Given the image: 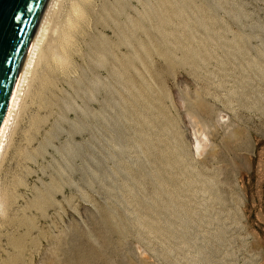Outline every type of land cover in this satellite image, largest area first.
<instances>
[{
	"label": "rangeland",
	"instance_id": "obj_1",
	"mask_svg": "<svg viewBox=\"0 0 264 264\" xmlns=\"http://www.w3.org/2000/svg\"><path fill=\"white\" fill-rule=\"evenodd\" d=\"M45 26L0 264H264V0H53Z\"/></svg>",
	"mask_w": 264,
	"mask_h": 264
},
{
	"label": "water",
	"instance_id": "obj_2",
	"mask_svg": "<svg viewBox=\"0 0 264 264\" xmlns=\"http://www.w3.org/2000/svg\"><path fill=\"white\" fill-rule=\"evenodd\" d=\"M48 0H0V126Z\"/></svg>",
	"mask_w": 264,
	"mask_h": 264
},
{
	"label": "bare ground",
	"instance_id": "obj_3",
	"mask_svg": "<svg viewBox=\"0 0 264 264\" xmlns=\"http://www.w3.org/2000/svg\"><path fill=\"white\" fill-rule=\"evenodd\" d=\"M52 1L53 0H48L46 3L45 9L36 26V29L34 31L33 37L29 44L28 50L22 62L21 69L19 71L17 80L15 82L14 89H13L7 110L5 112L2 124L0 126V150L2 148V144L4 142L8 127L12 121L14 113L19 105V101L22 98L23 92L26 88L27 82L29 80V74L31 73L34 65L37 64V62H39L43 58H46L45 51L43 52V50H41V45H42L41 43H42L45 30H46L45 23H46L47 13L51 7ZM72 11L76 15V17L81 16V11L77 6H74L72 8ZM75 25L76 23L74 22V20L68 21L69 28H73L75 27ZM69 43H70V35L67 32H63L62 36L59 39V43H58L59 47L65 48V46H67ZM46 55H49V57L53 58V61L59 65L65 64L67 60L64 55L53 54V52L48 53ZM193 136H194L193 137L194 138V144H193L194 153L196 155H200L207 144L205 143L204 138L202 136L200 135L197 136L196 132H193Z\"/></svg>",
	"mask_w": 264,
	"mask_h": 264
}]
</instances>
